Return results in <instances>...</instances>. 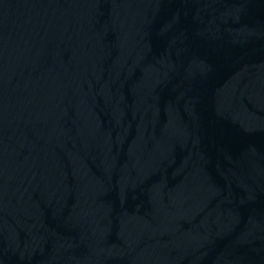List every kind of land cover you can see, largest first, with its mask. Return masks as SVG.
I'll list each match as a JSON object with an SVG mask.
<instances>
[{
	"label": "water",
	"instance_id": "1",
	"mask_svg": "<svg viewBox=\"0 0 264 264\" xmlns=\"http://www.w3.org/2000/svg\"><path fill=\"white\" fill-rule=\"evenodd\" d=\"M0 264H264V0H0Z\"/></svg>",
	"mask_w": 264,
	"mask_h": 264
}]
</instances>
